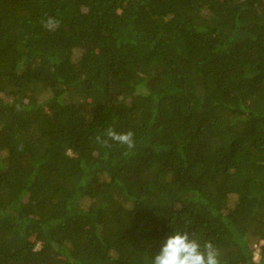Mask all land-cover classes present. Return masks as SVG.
Wrapping results in <instances>:
<instances>
[{
  "label": "trees",
  "instance_id": "trees-1",
  "mask_svg": "<svg viewBox=\"0 0 264 264\" xmlns=\"http://www.w3.org/2000/svg\"><path fill=\"white\" fill-rule=\"evenodd\" d=\"M177 230L264 264V0H0V264Z\"/></svg>",
  "mask_w": 264,
  "mask_h": 264
},
{
  "label": "clouds",
  "instance_id": "clouds-1",
  "mask_svg": "<svg viewBox=\"0 0 264 264\" xmlns=\"http://www.w3.org/2000/svg\"><path fill=\"white\" fill-rule=\"evenodd\" d=\"M108 139L115 141L131 150L135 147L134 133L131 131L118 133L109 128L106 132ZM102 144L107 145L108 140L97 137ZM127 154V152L125 153ZM257 252L256 245L254 246ZM258 254H254V260ZM218 249L211 242L203 245L196 239L190 238L188 231H175L162 242L158 252L151 259V264H220Z\"/></svg>",
  "mask_w": 264,
  "mask_h": 264
},
{
  "label": "rangeland",
  "instance_id": "rangeland-1",
  "mask_svg": "<svg viewBox=\"0 0 264 264\" xmlns=\"http://www.w3.org/2000/svg\"><path fill=\"white\" fill-rule=\"evenodd\" d=\"M256 260H258V257L256 256V258H255Z\"/></svg>",
  "mask_w": 264,
  "mask_h": 264
}]
</instances>
